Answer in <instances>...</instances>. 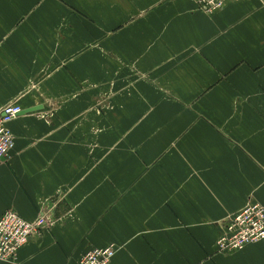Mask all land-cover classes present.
Instances as JSON below:
<instances>
[{
  "label": "crops",
  "instance_id": "1",
  "mask_svg": "<svg viewBox=\"0 0 264 264\" xmlns=\"http://www.w3.org/2000/svg\"><path fill=\"white\" fill-rule=\"evenodd\" d=\"M0 218L47 225L14 263L264 264L220 252L264 205V0H0Z\"/></svg>",
  "mask_w": 264,
  "mask_h": 264
},
{
  "label": "built area",
  "instance_id": "2",
  "mask_svg": "<svg viewBox=\"0 0 264 264\" xmlns=\"http://www.w3.org/2000/svg\"><path fill=\"white\" fill-rule=\"evenodd\" d=\"M193 1L208 14H214L223 10L228 0ZM21 113L22 108L19 105H9L3 109L0 116V166L11 159L15 148L14 136L7 126ZM46 225L47 220L44 217L28 221L15 211L5 212L0 218V262H17L20 249ZM263 240L264 205L251 202L227 222L217 246L220 252L242 251L247 246ZM117 250L114 245L89 250L80 264H109Z\"/></svg>",
  "mask_w": 264,
  "mask_h": 264
},
{
  "label": "rangeland",
  "instance_id": "3",
  "mask_svg": "<svg viewBox=\"0 0 264 264\" xmlns=\"http://www.w3.org/2000/svg\"><path fill=\"white\" fill-rule=\"evenodd\" d=\"M192 1H193V0H192ZM11 105H18V104H11ZM20 107H21V106H20ZM244 208H245V207H244ZM244 208H243V209H244ZM238 213H239V212H238ZM235 215H236V214H235ZM235 215H234V216H235ZM232 218H233V217H232ZM112 245H114L116 248H119L116 244H110V245H108L107 247L112 246ZM118 250H119V249H118ZM118 250H117V252H118ZM233 252H237V251H233ZM85 254H86V253H85ZM85 254H84V255H85ZM84 255L82 256V258L84 257ZM82 258H81V260H82ZM81 260H80V262H81ZM80 262H79V264H80ZM110 262H111V261H110Z\"/></svg>",
  "mask_w": 264,
  "mask_h": 264
},
{
  "label": "water",
  "instance_id": "4",
  "mask_svg": "<svg viewBox=\"0 0 264 264\" xmlns=\"http://www.w3.org/2000/svg\"><path fill=\"white\" fill-rule=\"evenodd\" d=\"M35 110H37V108L29 109V110H25V111L22 112L19 116H21V115H26V114H28V113H31V112L35 111Z\"/></svg>",
  "mask_w": 264,
  "mask_h": 264
}]
</instances>
